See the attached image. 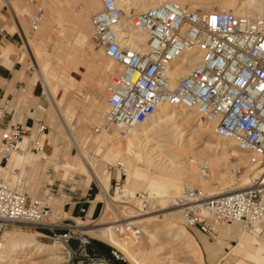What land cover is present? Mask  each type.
I'll use <instances>...</instances> for the list:
<instances>
[{
  "label": "built area",
  "instance_id": "1",
  "mask_svg": "<svg viewBox=\"0 0 264 264\" xmlns=\"http://www.w3.org/2000/svg\"><path fill=\"white\" fill-rule=\"evenodd\" d=\"M3 1L12 6L13 0ZM101 4L91 17L92 42L121 66L105 87L106 130L125 139L164 105L194 109L215 135L233 140L249 155L251 165L264 169V16L207 12L163 0L132 16V26L148 36L145 47L135 48L123 23L120 0H101ZM45 17V9L39 7L30 33L40 29ZM191 63L185 75L176 76ZM48 129L46 123L33 121L1 130L0 164L7 168L13 155L25 152L47 159ZM200 166L209 169L206 163ZM113 196L133 204L142 216L160 208L152 207L148 191L131 194L118 180ZM169 206L180 210L186 229L209 239L217 237L221 225L232 224L264 238V173L249 187L218 195L185 184ZM0 223V247L3 228L31 225L61 243L68 255L62 264L127 262L112 246L109 256L98 252L93 247L95 237L79 227L77 219L56 218L49 204L16 190L1 175Z\"/></svg>",
  "mask_w": 264,
  "mask_h": 264
},
{
  "label": "bare ground",
  "instance_id": "2",
  "mask_svg": "<svg viewBox=\"0 0 264 264\" xmlns=\"http://www.w3.org/2000/svg\"><path fill=\"white\" fill-rule=\"evenodd\" d=\"M160 1H163V0H120V5L125 12L124 17H123V23L125 24V28L132 34L133 41H134L133 46L135 48L145 47L147 44L148 36L147 34L135 29V27L132 26L131 24L132 16L134 15V13H137V11L138 12L143 11L151 6L156 5ZM174 1L180 4H183V5L188 3L193 6H200L203 10L207 12L230 11L237 15L264 16V0H174ZM98 2L100 1L99 0H87L86 7L84 6L86 11L80 12L81 14L78 17L74 18V23H75L74 27L76 30L75 38L74 36L70 37L68 35L69 34L68 28H71L69 27L70 25L68 27L62 25V27L59 28L60 33L64 35L65 37H68L69 39L68 40L69 44L67 43L68 44L67 46L58 44L56 39L55 38L53 39L52 36H50L51 35L50 32L48 33V31H51L53 28L57 26L55 21L58 19L56 17L57 12L54 10L55 7H53L54 9L52 8V10H54V12L56 13L51 11L52 14H50L49 17L43 21L42 26L40 27L38 31L34 33H30L32 35H28V33L25 32L26 36H24L23 39L27 45L30 55L33 58V62L35 65V69H36V73L38 75L39 81H41L44 87V91L47 93L51 101L54 104H57L58 106H61L63 104L62 97L61 99H58V98L56 99L57 89L54 90L52 88V85L54 81L58 83H62V85L63 84L67 85L68 81L71 80L70 78H68L70 75L69 74H68L69 76L66 75L68 71L64 73L58 70L56 67L52 66L51 65L52 61L48 60V58L50 57H48L46 61H43V60L41 61L40 59H42V57H40V53H39L40 50H38L39 48L37 49L36 41L33 39L34 37L33 38L31 37L35 35L36 33H39L42 39L47 38L50 41H54L53 42L54 43L53 56H57L59 59H61L66 66L68 64H71V65L73 64L74 69H77L78 64L83 62V64L86 63L88 65V68L92 70L93 63H95L93 61L94 57H96L94 60H96L97 57L99 58V60L103 59L105 61V64H103L104 66L100 67V70H99L100 73L98 77L96 78L98 82L96 83L95 81L93 82L92 80L94 76H91V75L89 76V79H88L92 81V83H94L92 84L93 86L102 88L103 86L106 85L105 83L108 80L110 81V78L112 75L117 74L114 67L118 63L112 60L110 57H108L105 54V52L100 48H97L98 51H95L93 49L90 50V53H92V55L89 57V59H85L87 57L84 56V49H87V47L90 48L91 45H93L92 37H91L92 28L90 26L89 19H90L91 10L95 8ZM131 10L134 12L131 13ZM19 11L18 13L20 14L21 11L20 12ZM25 12H28V11H25ZM60 12L58 9V13ZM69 21H71V19H69ZM41 38L39 39L41 40ZM55 50L58 52L56 53ZM43 51H46V50H43ZM44 55H46V53ZM193 65L194 63H191L186 66H182L176 72V76L181 77L185 75L186 72ZM119 68L121 70V66ZM84 72L86 74V70ZM83 76L87 77V75H83ZM85 95L88 96L87 92L85 93ZM182 108L179 109L176 106H167V105L162 106L159 110H157L154 113V115L148 121H146L144 124L139 126L132 135L125 138L126 140H124V142L125 141L126 142L124 144L122 142L123 139L117 137L115 134H111V135H115L114 136L115 138L112 137L111 139L104 141V143H102L101 141V143L106 145L107 147V152L105 154V158L107 160L116 161V159H118L117 161L118 163H120L123 160L134 157L140 160L144 164L143 166H145L146 169L133 170L132 168L130 172L123 175V179L127 182H130L132 186L140 190L149 191L152 207H157V204L159 203H161L162 205H165L168 200H170L171 202L174 199V197H176L177 195L181 193L185 184L200 186L204 190H206L210 195H218V194L237 190V188L228 189L229 186H232V185H227L228 183L230 184V182L227 180L228 178L226 179V176L219 175L220 172L218 174L216 170L220 167H223V165L225 164V168H227V170L232 169L235 171L237 169L238 164L240 163L239 160L243 161L244 156L246 155L249 156L247 153L241 151L236 146V143L233 140L227 139V138H221L216 135L217 138L215 142H209L208 144H206L207 148L209 147V149H212L213 151L207 155L206 157L207 159L205 161H202L200 158H198L199 156L197 155H194L193 157L192 156L187 157L185 146L183 144V135L180 134V130L178 129L180 126H173L174 119L180 116V117L185 118L186 123H193L196 118L194 115L198 116V114L194 109L184 110L186 108L184 109ZM84 109L86 111L91 110L95 116L99 115L100 112H102L101 116L104 121V114L106 110H104L100 106V102L98 99L93 98L92 101L90 102V105L85 106ZM59 114L61 115V113ZM203 122L204 121L201 120L200 122L196 124V126H194L195 132H200L203 129L206 130V129L212 128L211 125L208 126L207 123L205 122L203 123ZM164 124L168 126L171 125L173 129L171 126H170L171 129L164 128L165 126ZM205 125H207V127ZM156 134L157 136L154 137V135ZM151 136L154 137L153 139H157V140H154V143H153L155 147L148 146L149 142L152 141V138H149ZM27 140L28 139L26 138L25 143H27ZM75 141L77 144V148L82 156L83 163L87 167L92 169L93 168L92 161L89 158H87L84 145L78 142L79 140L78 141L75 140ZM101 150L102 149L100 147L97 148L96 153L99 154ZM163 151H165L166 154L163 153ZM27 154L29 155V154H35V153L25 152V153L13 155L8 162L7 168L0 164V174L3 175L2 177H4L7 180H11L12 179L11 177L5 176L7 173L8 174L11 173V170H10L12 167L11 161L15 157L19 156L20 159L18 161V164L19 165H22L23 163L25 164L24 161H26L25 158ZM36 155H39V154H36ZM247 162L250 164V160L248 161V158H247L246 163L245 162L244 163L247 164ZM201 163L208 164L209 169L204 171L200 166ZM119 165L123 167L122 164H119ZM145 167H142V168H145ZM93 173H94V177L96 178V180L103 187L104 186L106 187L108 180L110 178V174L107 172L106 173L107 177L104 179L102 176H100L96 172H93ZM222 174L224 175L226 174V172ZM230 176L232 178V175ZM146 178H148V180H146L147 183L145 184L144 181ZM254 181L255 179L253 180V183ZM214 182H218L220 186L219 187L211 186ZM253 183L249 184L248 186L243 185L244 187L241 186V188H238V189L249 187L253 185ZM124 188L127 192L131 194H133L136 191H139V190H136V191L130 190L132 187L128 189L127 186L126 187L124 186ZM169 208H172L171 211L173 212L180 213V210L178 208H173L171 206H169ZM163 209H167V207L164 206L163 208L156 209L150 212L149 214L144 215V217L142 218H134L133 220L131 219L132 221L130 220L129 222L125 224H115L118 221L116 220L117 218H115V216L118 214L127 215L131 218L135 217L134 211H133L134 205L133 204H127V205L123 204L121 203V201H119V198L116 196V201L109 202L102 210V213L104 215L103 221L111 225L106 226V227H99L96 229H92L90 230V232H92V234H94L96 237H99L100 239H103L104 241L110 243V245L115 246V248H117L123 254V259L128 261L130 264H161L158 259L157 261L156 260L154 261L153 257L156 256V254L153 256L152 251L151 253H149L150 252L149 250L153 246H151L150 249H147V251L149 252L146 255H144L142 258L139 257V251L135 247V245L132 243L133 241L131 240V233L133 232L132 230L133 228L131 226L140 225L142 228H152V229L155 228L156 230V228L160 225V223L163 222L168 227V228L166 227L167 230L164 231L163 235L164 234L165 236L166 234L167 236L172 235V236H176V238H179V240L181 239L184 242L183 244L193 247L192 251L195 254L196 258L198 257L202 260L201 250H200L197 240L195 239L194 236H190L188 234L184 226L178 225L176 222L171 221V220L166 221V220L161 219L160 216L163 215V213L155 214L156 212H159ZM82 225L84 227V225L86 224L80 221V224L78 223V226L82 227ZM2 226L3 224L0 223V229L2 228ZM239 227H240V230L243 231L242 234L247 233L248 235H251L247 231H245L244 228L241 227L240 225ZM20 232L16 234L9 233L7 235H4L2 245L0 247V264H25V262L22 263L23 261L20 260L19 257L26 254L28 255L27 258L31 259L32 255L36 252L52 255L51 256L52 259L58 258L57 253L60 250V246L57 243L52 244V245H43L37 242L34 234L22 233V232L20 233ZM121 233H127V235L124 234L126 235V237H122ZM150 236H149V239L152 238ZM251 237H252V242L255 245H257L258 240L256 239V237H253L252 235ZM181 240L180 242H182ZM249 256L251 257L250 254ZM201 263H203V260Z\"/></svg>",
  "mask_w": 264,
  "mask_h": 264
},
{
  "label": "rangeland",
  "instance_id": "3",
  "mask_svg": "<svg viewBox=\"0 0 264 264\" xmlns=\"http://www.w3.org/2000/svg\"><path fill=\"white\" fill-rule=\"evenodd\" d=\"M86 2H87V0H62V1L48 0L47 3H45L43 5L45 12H46L45 20H46V18L49 17L50 14H52L51 11L54 12V10H55L57 12V13L54 12L57 14L56 17L59 20V21L58 20L55 21L57 26L55 28H53L51 31H48V33L50 32V34H51L50 36H52L53 39L55 38L56 41L58 42V44L63 45V46H67L69 44L68 37H65L64 35H62L60 33L59 28H61L62 25L67 26V27L70 25L69 27H71V28H68V33H69L68 35L70 37L74 36V38H75L76 30L74 27L75 26L74 18L78 17L81 14L80 12L86 11L85 10L86 4H87ZM55 3H57V4H55ZM52 5H54V6H52ZM58 5H59V7H58ZM184 5H190V4L186 3ZM190 6L194 9L203 10L200 6H193V5H190ZM217 6H218V4H217ZM53 7H55V9ZM101 7H102V4L100 1L97 3L95 8L92 9L90 12V19L89 20H90L91 28H92L91 17L94 13L99 11L101 9ZM52 8L54 10H52ZM58 9H59V12L61 10L60 13H58ZM203 11H205V10H203ZM49 12H51V13H49ZM132 12H134V11L131 10V13ZM29 14L33 15L32 13H29ZM124 14H125V12H124ZM21 15H22V12H20V14L18 13L19 17ZM256 16H258V15H256ZM69 19H71V21H69ZM57 21H58V23H57ZM25 32L28 33V35H32V34H30L28 26L25 28ZM91 37H92V34H91ZM31 38H33L36 41L37 49L39 48L38 50H40V51L42 50L41 51L42 53L39 51L40 57H42V59H40L41 61L42 60L46 61V59L48 57H50L51 59L48 58V60L52 61V64H51L52 66L56 67L58 70H60L61 72H64V73H66L68 71L66 73V75L67 76L70 75L68 78H70L71 80L68 81L67 85H64V84L62 85V83H58L55 81L52 85V88L54 90L57 89L56 90V93H57L56 99L57 98L61 99V97H62L63 104L61 106H58L57 104H54V103L53 104L56 108L57 113L58 114L61 113V115L63 114L62 115L63 117L59 114V116L63 119V121L65 123L66 122L70 123V125H69L70 130L76 135V137H78L80 139V141H82L84 143V148L87 152V155L89 156V158L92 159V167L94 168V170H96L100 175H102L104 179L107 177L106 171L109 170L111 172L112 175L109 173L111 175L109 184L112 183V189L110 190V195L113 196V190H114V186H115V183L117 180L120 181L122 184H124L125 187L127 186L128 189H130L132 187L130 189L132 191L140 190V189L132 186L130 182L125 181L123 179V175L130 172L132 170V168H133V170L146 169V167L143 166L144 164L140 160H138L137 158H134V157L123 160L120 163H118V161H117L118 159H116L117 162L115 160H113V161L107 160L105 158V154L107 152V147H106V145H104L102 143H104V141H106L108 139H111L115 135H111L113 133L106 130V127L104 126V121H103L102 116H101L102 112H100L99 115L95 116L91 110L86 111L84 109L85 106L90 105V102L92 101L93 98H96L99 100L100 106L104 110H106L105 87L109 83V80L105 83L106 85L103 86L102 88H99V87L92 85V84H94V83H92V81L93 82L95 81V83L98 82V80H96V78L98 77V75L100 73V71H99L100 67L104 66L103 64H105V61L103 59H102L103 61L99 60L98 57L96 60H94L96 58V57H94L93 61L95 63H93L92 70H90L88 68V65L86 63H84L85 64L84 65L83 62L78 64L77 69H74L73 64L72 65L68 64L66 66L61 59H59L57 56H53V52H54V48H53L54 43L53 42L54 41H50L47 38L42 39L41 35L39 33H36ZM39 38H41L42 41ZM37 41H39V42H37ZM92 44H93V42H92ZM91 47L90 48L87 47V49H84V56L87 57L85 59H89V57L92 55V53H90V50L93 49L95 51H98L97 47H95L94 44L91 45ZM43 50H46L47 52L43 51ZM17 52H19V55H20L19 59L21 61H23V63H22L23 68H26L25 72L27 74V81L29 82L27 91L20 92L17 96V105L19 108L18 110L22 111L26 108V104H28V102H29V96L28 95H29L30 89L33 86L34 80L36 82L40 83L41 85H42V83H41V81H39L38 75L36 73L35 65L33 62V58L28 51V48H27L25 41L21 42V44L19 45V48L17 49ZM57 52L58 51H56V53ZM45 53H46V55H44ZM53 63H55L56 65ZM69 65H71V66H69ZM65 66L67 68L68 67H70V68L67 69ZM95 66H97V67H95ZM118 66L119 65L116 64L114 67V69L116 70V73H118V71H120V68H119L120 66L119 67ZM86 67H87V69H86ZM62 69H64V70H62ZM85 70H86V74L84 72ZM83 75H87L88 78L86 76H83ZM90 75L94 76L92 81L88 80ZM72 78H73V80H72ZM94 78H95V80H94ZM71 85H72V87H71ZM86 92H87L89 97L85 95ZM46 94L47 93H43L44 102H42V104H41L42 107L36 112L35 116L43 119L48 124L49 129H48V133L46 136V144L50 143V145L53 147V149L50 152H47V154H48L47 159H43L41 156H38V159L36 161L37 162L36 167L29 166L28 164L19 165L18 161L20 158H19V156L16 157L17 158L16 163L11 165L12 166L10 169L11 173L10 174L7 173L5 176L12 178L11 179L12 185L14 186V188L16 190L23 192V193H26L29 197L34 198V199H38V200L42 201V203L49 204L53 209L55 217L57 216L56 218H63L65 216L64 211H63V203H64L63 198L65 195L69 194L70 192L81 191L83 189H86L88 186L89 187L91 186V187L96 188L98 190H99V187H98L97 183L90 178L89 173L83 169V165H82L78 150L72 145V143L68 139L66 132H65V128L63 127L61 122L58 120L55 108L50 101L51 99L49 100ZM178 108L180 109L182 107H178ZM182 109H184V108H182ZM184 110H187V109H184ZM68 111H69V113H68ZM194 116L196 118H195L193 123H186L185 118L180 117V116L176 117L174 119V125L173 126H180L178 129L180 130V134L183 135V144L185 146L186 153L188 154V155L186 154V156L187 157L188 156L193 157L194 155H197V156H199L198 158H200L202 161H205L207 159L206 158L207 155L213 151L212 149H209V147L207 148L206 144H208L209 142H215L217 136L213 133L211 128L206 129V130L203 129L200 132H195L194 126H196V124L198 122H200L202 119L199 116H196V115H194ZM101 119H102V121H101ZM68 123H66V124L68 125ZM170 126L165 125L164 128L171 129L172 126L171 127ZM205 126L207 127V125H205ZM208 126H210V125H208ZM172 129H173V127H172ZM105 131H106V133H105ZM106 136H107V138H106ZM156 136H157V134L154 135V137H156ZM154 137L153 136L149 137V138H152V141H153V142L152 141L149 142V144H148L149 147H153V146L155 147V145L153 143H154V140H157V139H153ZM100 139H102V140H100ZM124 140H126V139L122 140L123 144L126 142V141L124 142ZM101 141H102V143H101ZM99 147L102 150L99 154H97L96 149ZM163 153L166 154L165 151H163ZM35 154H37V153H35ZM33 156H35V155H33ZM243 158H244L243 161L239 160L240 163L238 164L237 169L235 171L232 169H230V170L228 169L229 170L228 171L227 168H225V164L223 165V167H220L216 170L218 174L220 172L219 175L226 176V179L228 178L227 180L230 182V184L228 183L227 185H232V186H229L228 189H234V188L238 189V188H241V186L244 187L243 185L248 186L249 184L253 183L254 179H256L257 177L261 176L262 173H264L263 167L253 166V165H250L248 162H247V164H245L247 161V158L249 161V156L246 155ZM228 159H230V158H228ZM228 159H226V160H228ZM244 160H246V161H244ZM66 164H72L75 166V168L71 169L70 167H65ZM119 164H122L123 167ZM142 167H145V168H142ZM224 172H226V174L223 175L222 173H224ZM229 174L232 175V178ZM7 175H9V176H7ZM1 176H3V175H1ZM146 180H148V178L145 179V181H144L145 184L147 183ZM211 186L219 187L220 185L218 182H214ZM113 200L116 201V197H110L109 198V196H108V198H106L104 200V202L101 200L100 210L93 218H86V219L84 218L82 220L77 219L79 224H80V221H82V223L86 224V225H84V227L82 225V229L86 233L93 235L95 237L94 241L101 242V243L105 244L107 247H109L110 249L112 246V245H110V243L104 241L103 239H100L99 237H96L94 234H92V232H90V230L111 225V224L105 223V221H103L104 215L102 213V210L104 209V207L109 202H115ZM158 205L160 208H163L164 206L167 207V209H163V210L155 213V214L163 213V215L160 216L161 219L166 220V221L171 220V221L176 222L178 225L184 226L182 215L179 212L171 211L172 208H169L170 200H168L165 205H162L161 203L157 204V206ZM133 211H134V216H135L133 218H131L127 215H122V214L116 215L115 218H117L116 220H118V221L115 224H125V223L129 222L131 219L133 220L134 218L144 217L142 215H139L136 212L135 206H134ZM93 221H94V223L92 224ZM232 226H233V224H232ZM234 226H238V225H234ZM131 227L133 228L132 229L133 232L131 233V240L133 241L132 243L135 245V247L138 249L140 258H142L144 255H146L149 251H150L149 253H151V251H152L153 256L156 254V256L153 257L154 261L155 260L157 261V259H158L161 264H203L204 261L206 264H237V262H239V261H240L239 264H260V263H257L255 260H253L248 254H231L222 260V257H224L225 255H224V253L222 254V252H220L215 258H211L206 251V245L207 244H216L219 241V234L217 235V237L215 239H209L206 236L199 233L197 230L186 229L188 234L190 236H194L200 245V249H201V251L203 253V257H204V260L202 257L203 263H201L202 260L198 257L196 258L195 254L193 253V251H192L193 247L183 244L184 242L181 239L180 240L182 242H180L179 238H176V236H172V235L167 236V234H166V236H165V234L163 235L164 231L167 230V228H168L165 223H163V222L160 223V225L156 228V230H155V228L154 229L142 228L140 225H135V226H131ZM20 231L22 233L34 234L37 242L40 244L52 245V244L57 243L60 246V250L57 253L58 258H56V259H52L51 258L52 255H49L46 253L36 252L32 255L31 259H28L27 258L28 255H26V254L19 257V259L23 261L22 263L25 262V264H62L68 259V255H67L64 247L61 245V243L55 242L54 240H52L50 238L42 236L43 233H46L45 229H43V228H34L31 225L10 224V225L6 226L5 228H3L1 234L4 237V235H7L9 233L16 234V233H19ZM124 234L127 235V233H121V236L126 237V235H124ZM147 235H149V236L152 235V236H150L152 238L149 239V236H147ZM135 237H136V239H135ZM250 237H251V235H250ZM258 239L260 240V242L262 244H264V238L263 237L258 238ZM147 240H148V242H147ZM225 244L226 245H236L237 241H236V239L228 238V240ZM146 245L147 246L149 245L150 247L148 246L149 247L148 248ZM151 246H153L152 248L154 250L151 248ZM112 247L115 248V246H112ZM115 249L123 257V254L117 248H115ZM147 249H150V250L147 251ZM201 256H202V254H201ZM125 264H130V263L127 261V262H125Z\"/></svg>",
  "mask_w": 264,
  "mask_h": 264
},
{
  "label": "crops",
  "instance_id": "4",
  "mask_svg": "<svg viewBox=\"0 0 264 264\" xmlns=\"http://www.w3.org/2000/svg\"><path fill=\"white\" fill-rule=\"evenodd\" d=\"M47 1L48 0H13L12 6H9L5 5L3 0H0V29H4L2 32H0V131L20 123L32 124L33 121H42L46 123L43 119L35 116L36 112L42 107V102H44L43 93H46L43 86L35 80L33 82L32 88L29 91V102L26 104V108L22 111L18 110L17 96L20 92L27 91L29 82L27 81V74L25 72L26 68H23L22 66L23 61L19 60L20 55L19 52H17V49L22 42V38H24L25 28L27 26L30 28V22L36 10L39 7L44 9L43 5L47 3ZM19 10L22 12L20 17L18 16ZM29 13H32L33 15H30ZM48 99L50 100L49 97ZM51 103L54 106L52 101ZM56 114L58 120L65 128L68 139L78 150L75 140H79L78 142H80L82 145H84V143L80 141V139L76 137V135L70 130V123L66 122L68 123L67 125L58 115L57 111ZM52 149L53 147L50 145V143H45L46 153L50 152ZM78 153L83 165V169L91 175L90 178L97 183L100 191L96 188L88 186L86 189L81 191L70 192L69 194L65 195L63 198V211L65 214L64 218L67 221L79 218H93L100 210L101 200L104 202V200L110 195V190L112 189V183L109 184L112 175L111 172L109 170L106 171L111 175L107 186L103 187L96 180L93 172H96L97 174L99 173L94 170V168L91 169L87 167L83 163V159L79 150ZM38 156L39 155L36 154H27L25 158L26 161H24L25 164L36 167ZM86 156L89 158L87 152ZM89 159L92 161L91 158ZM16 161L17 158L15 157L11 161L12 165L15 164ZM65 167H70L71 169L75 168V166L72 164H66ZM111 197L114 196L111 195ZM234 225L237 224H233V226L221 225L219 227V241L216 244L206 245V251L209 256L211 258H215L220 252H222V254L224 253L225 255L222 257L223 260L231 254H250L251 258L257 263L264 264V244H262L257 238L258 244L255 245L252 242L250 235L247 233L242 234L243 231L240 230L239 225ZM228 238L236 239L237 244L226 245L225 243L227 242ZM201 254L203 257L202 251ZM239 263L240 261L237 262V264Z\"/></svg>",
  "mask_w": 264,
  "mask_h": 264
},
{
  "label": "trees",
  "instance_id": "5",
  "mask_svg": "<svg viewBox=\"0 0 264 264\" xmlns=\"http://www.w3.org/2000/svg\"><path fill=\"white\" fill-rule=\"evenodd\" d=\"M93 247L100 253L104 255H111L110 251L111 249L107 247L105 244L98 242V241H93ZM116 264H125L123 261L116 260Z\"/></svg>",
  "mask_w": 264,
  "mask_h": 264
}]
</instances>
